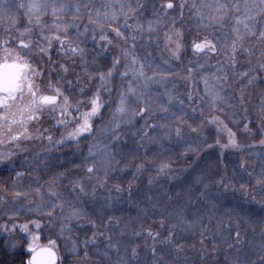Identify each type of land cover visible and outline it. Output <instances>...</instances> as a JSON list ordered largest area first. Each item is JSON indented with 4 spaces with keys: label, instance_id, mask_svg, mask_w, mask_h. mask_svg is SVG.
<instances>
[{
    "label": "snow or ice",
    "instance_id": "snow-or-ice-1",
    "mask_svg": "<svg viewBox=\"0 0 264 264\" xmlns=\"http://www.w3.org/2000/svg\"><path fill=\"white\" fill-rule=\"evenodd\" d=\"M213 149H251L259 172L242 156L246 180L215 179ZM24 152L33 170L0 186V231L13 249L28 235L27 264H57L55 241L16 224L45 209L61 235L91 226L72 240L85 262L94 246L95 264H195L181 241L198 235L200 264H264V0H0V168Z\"/></svg>",
    "mask_w": 264,
    "mask_h": 264
},
{
    "label": "rangeland",
    "instance_id": "rangeland-1",
    "mask_svg": "<svg viewBox=\"0 0 264 264\" xmlns=\"http://www.w3.org/2000/svg\"><path fill=\"white\" fill-rule=\"evenodd\" d=\"M147 15H150L147 14ZM191 13H188L187 10L185 11V23H184V28L186 31V35L188 37V40L186 42H190V39L192 36H194L197 32L195 26H194V19H190L189 17L191 16ZM203 34V33H201ZM162 42V40H161ZM91 46V45H90ZM153 55L157 57V61L159 62V57H160V52L155 50V44L153 43ZM165 57H167V53H164ZM184 57V62L187 63V60L192 59V52H191V48L189 47L187 49V51L183 54ZM110 56L105 57V60H110ZM257 91V92H254ZM259 104V90L253 89L251 90V96L249 98H246V106L249 109V116L252 117L253 119H255V109L256 106ZM228 112H231L232 109H227ZM220 115L223 117V113H220ZM243 112H240L238 114L239 119L242 120L243 118ZM244 121L242 120V123ZM230 123V122H229ZM231 126V123H230ZM235 130V129H234ZM206 135H208L210 137V142H211V137L215 135V129L214 128H210L206 131ZM240 138H241V142L243 143H248V139L244 136V134H239ZM259 138V134L257 133V140ZM38 144V142H37ZM36 150V146H33V151ZM71 151L70 149H65L63 153H57V155H64V156H69L71 155ZM251 149H247L244 152H225V155L223 157V161H220V157H219V149H213V150H209L207 153H204V158L208 159L213 167L216 168V170L213 168V173H214V178L218 179L220 175H222L225 171L228 174L229 178L234 179V182L236 180H243L246 173H243L242 170L239 168V164H240V159L243 156L245 160H247L248 162V167L249 170H252L253 168H255L256 172H259V160L253 156V155H249V152H251ZM216 155L217 159H218V166L215 165L216 162L213 161V158H209V155ZM32 153H28V152H24V153H20L18 156L15 157V160L18 159L19 161V168L18 171H32L33 169L29 168V164L32 163V161L30 159H27V157H31ZM208 155V157H207ZM210 155V156H211ZM215 158V157H214ZM179 159V158H177ZM12 166V165H11ZM11 166H6L5 169H8ZM233 170H235V172L237 173L236 177H233ZM42 171V170H41ZM14 178L15 177V173H14ZM25 179H29L28 177H25ZM43 179V176H42ZM15 181V180H13ZM13 183V182H12ZM11 181L9 180L8 175H4L1 182H0V186H4L7 189H11L12 186ZM254 183V181H253ZM47 187V185H45V188ZM238 193H229L228 196H235ZM33 198V197H30ZM8 199H11V196H8ZM36 203L38 204L39 201V197H35ZM23 203V201L21 202ZM27 207H35V204L33 205H27V202L25 201V209ZM126 211L130 212L133 215V208L129 209V208H125ZM3 209H0V224L3 223H8V217L6 215H3ZM48 210L45 209L44 213L37 215L34 212H27L26 210H22L20 212L19 217L16 219V224L20 225V224H24L27 223L29 226V229L34 228L35 230H37V228L35 227V224L32 223V221H38L41 225V227L38 229L39 231H37L40 237L39 243L43 246H50V242L51 241H55V246H54V250L57 252L58 256L61 259L64 258H68L71 261H79L77 264H95V261L98 259V257H96V253L92 251V248L94 246H89V255L92 257L91 260L85 262L83 260V246L82 244H80L79 246V251L78 252H73L72 251V240H77V241H83L87 235H90V231H91V226L85 223L84 227H79L76 222H72V228L73 231L72 232H68L67 230H65L64 234L61 235L60 234V229L63 227V224L65 223V221H62L59 217H60V213L59 210H57L56 213H53L52 215H48L47 214ZM127 219V218H126ZM125 221L122 220L121 223L123 224ZM133 225L135 227H138V223ZM155 227V226H154ZM0 236L5 238V244L8 247V249L11 252H15V251H19L24 244V240H23V232H21L19 230V227H17L16 231L12 234L13 239L19 240L21 243L18 244V246L16 248H11L9 245V240L10 237L7 233L0 231ZM24 237L27 238L28 242H29V237L28 235H24ZM71 237V239L69 238ZM199 238L198 235H190L188 237L185 238V240H182L181 242H186L189 239L192 238ZM257 240H259V237L256 238ZM139 243L143 244L142 240H138ZM207 243V242H206ZM255 244V242H254ZM254 246V245H253ZM142 252L144 251L143 249L141 250ZM255 254V253H254ZM252 253H250L249 256L245 257L246 259H250L253 257ZM198 255V254H197ZM222 253H221V258H222ZM196 258H199V256H195ZM194 257V258H195ZM59 258V259H60ZM150 258V257H149ZM207 260H211V257L206 258Z\"/></svg>",
    "mask_w": 264,
    "mask_h": 264
},
{
    "label": "trees",
    "instance_id": "trees-1",
    "mask_svg": "<svg viewBox=\"0 0 264 264\" xmlns=\"http://www.w3.org/2000/svg\"><path fill=\"white\" fill-rule=\"evenodd\" d=\"M256 90H258V89H256ZM254 92H257V91H254ZM210 155H209V158H213L214 162L217 161V163H215V165L218 166V159H217L216 155H211V156ZM207 157H208V155H207ZM213 168L216 170L215 167H213ZM246 179H247V175H245L243 180H246ZM225 199H226L227 204H238V205L242 206V202L240 201V194L239 193L235 195V199H233V196H230V195L225 197ZM126 207L127 206H125V208ZM132 212H133V216H134L135 215V209L134 208H133ZM133 223L136 224L137 222H133ZM30 230L35 234L38 233L37 231H39L38 229L35 230L34 228H31ZM24 235H27V234L23 233V240H24L23 247L19 251H15V252H11L8 249V247L5 244V238L0 236V264H27V261L30 258V254L26 251L28 240L26 237H24ZM198 240H199V238L196 237V238L189 239L186 242H183V243H185V254L190 256L191 260L194 261L195 264H200V259L195 257V256H199V253L195 249H192L191 245L193 243H196L197 248H198L199 247ZM246 250H248L247 246H246ZM250 253L254 254V252L248 250V256L250 255ZM169 258H171V253H169ZM78 262L79 261H71L68 258H64V259L60 258L57 264H77Z\"/></svg>",
    "mask_w": 264,
    "mask_h": 264
},
{
    "label": "flooded vegetation",
    "instance_id": "flooded-vegetation-1",
    "mask_svg": "<svg viewBox=\"0 0 264 264\" xmlns=\"http://www.w3.org/2000/svg\"><path fill=\"white\" fill-rule=\"evenodd\" d=\"M37 60H38V58H37ZM18 168H19V161H18V159L17 160H14L13 165L11 167H9L8 169L0 168V182H1V180H2V178H3L4 175H8L9 180L12 183L13 180H15L14 173L16 171H18Z\"/></svg>",
    "mask_w": 264,
    "mask_h": 264
},
{
    "label": "water",
    "instance_id": "water-1",
    "mask_svg": "<svg viewBox=\"0 0 264 264\" xmlns=\"http://www.w3.org/2000/svg\"><path fill=\"white\" fill-rule=\"evenodd\" d=\"M55 251V250H54ZM56 252V251H55ZM57 262H58V256H57Z\"/></svg>",
    "mask_w": 264,
    "mask_h": 264
}]
</instances>
